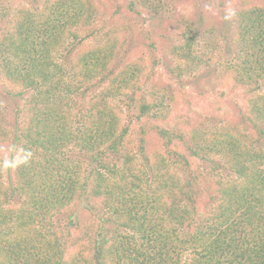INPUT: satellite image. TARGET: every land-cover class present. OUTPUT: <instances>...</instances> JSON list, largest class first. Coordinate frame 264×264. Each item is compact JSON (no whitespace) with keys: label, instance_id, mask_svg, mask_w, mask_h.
Returning a JSON list of instances; mask_svg holds the SVG:
<instances>
[{"label":"trees","instance_id":"trees-1","mask_svg":"<svg viewBox=\"0 0 264 264\" xmlns=\"http://www.w3.org/2000/svg\"><path fill=\"white\" fill-rule=\"evenodd\" d=\"M11 2L0 84L24 108L13 140L0 132V264H264V0H241L235 59L222 66L240 119L187 130L161 120L163 30L134 53L104 31L97 0ZM125 8L166 11L163 0ZM169 24L182 79L207 58L192 19ZM179 88L191 105L196 94Z\"/></svg>","mask_w":264,"mask_h":264},{"label":"rangeland","instance_id":"rangeland-1","mask_svg":"<svg viewBox=\"0 0 264 264\" xmlns=\"http://www.w3.org/2000/svg\"><path fill=\"white\" fill-rule=\"evenodd\" d=\"M11 1L0 0V8L2 5H13L14 2ZM128 1L97 0L101 9L100 22L105 32L108 31L122 41L129 42L134 53L141 52V46L147 45L146 33L156 35L159 30L164 31L165 37L159 45L163 58L162 65L153 84L156 88L167 91L165 104L161 110L162 122L168 127H186L187 130L198 125L205 128L239 120L237 104L243 97L237 93L240 88L233 89L224 80L222 66L235 59V54L230 52L229 44L235 30L236 9L241 5V0H223V5L216 8L205 7L201 0H163L166 6L165 14L144 11L141 15L135 16L124 9ZM183 16L197 24L200 39L198 50L204 52L207 59L195 73L181 79L172 72L175 64L167 56L166 50L169 44L174 42L170 32L172 24L169 23ZM167 18H171L169 23L166 22ZM181 85L196 94L191 105L183 101L179 88ZM200 91L207 93V99L197 96V92ZM5 92L6 89L0 84V132L6 127L8 133L6 137L12 139L15 122L23 116L24 103L11 99ZM137 132L138 128L134 125L132 133L135 139ZM5 145L0 146L1 154L6 153ZM200 165L205 172L214 176L228 174L222 169L214 170L210 161H201ZM64 221L62 219L61 223L64 224Z\"/></svg>","mask_w":264,"mask_h":264}]
</instances>
